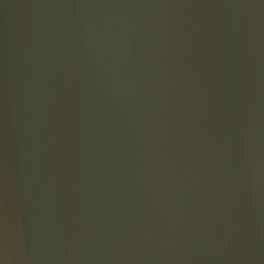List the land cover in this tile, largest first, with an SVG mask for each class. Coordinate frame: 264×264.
Here are the masks:
<instances>
[{"label": "water", "instance_id": "1", "mask_svg": "<svg viewBox=\"0 0 264 264\" xmlns=\"http://www.w3.org/2000/svg\"><path fill=\"white\" fill-rule=\"evenodd\" d=\"M2 264H264V0H0Z\"/></svg>", "mask_w": 264, "mask_h": 264}, {"label": "snow or ice", "instance_id": "2", "mask_svg": "<svg viewBox=\"0 0 264 264\" xmlns=\"http://www.w3.org/2000/svg\"><path fill=\"white\" fill-rule=\"evenodd\" d=\"M0 264H2V262H0Z\"/></svg>", "mask_w": 264, "mask_h": 264}]
</instances>
